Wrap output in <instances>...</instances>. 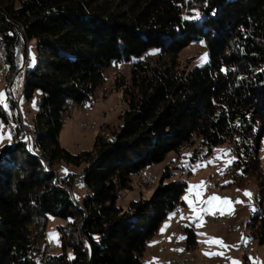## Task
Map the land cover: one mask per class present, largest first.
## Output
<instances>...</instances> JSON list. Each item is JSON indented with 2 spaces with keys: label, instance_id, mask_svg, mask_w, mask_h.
Returning a JSON list of instances; mask_svg holds the SVG:
<instances>
[{
  "label": "trees",
  "instance_id": "trees-1",
  "mask_svg": "<svg viewBox=\"0 0 264 264\" xmlns=\"http://www.w3.org/2000/svg\"><path fill=\"white\" fill-rule=\"evenodd\" d=\"M202 22L182 18L185 0H0L6 66L14 72L21 39H35L38 62L24 78L22 97L40 91L33 118L34 156L27 143L0 146V264H37L29 225L32 215L70 219L61 229L65 254L43 264H140L145 244L164 218L178 209L185 183L160 185L147 201L116 206L130 176L170 152L200 141L192 160L228 144L235 161L224 170L241 186L258 173L264 134V0H201ZM18 31V32H17ZM204 42L208 63L181 66L180 52ZM157 56L143 59L152 50ZM130 66L116 79L125 110L112 140L97 137L91 151L71 156L58 141L67 101L81 105L104 82L105 71ZM0 118L6 116L0 107ZM84 164L88 197L80 206L56 182L55 162ZM45 164V165H44ZM45 166L47 170H45ZM261 197L264 172H259ZM79 178V179H80ZM78 179V180H79ZM61 183V184H60ZM246 227L264 244V207ZM24 207L21 208V207ZM186 248L196 245L185 231Z\"/></svg>",
  "mask_w": 264,
  "mask_h": 264
},
{
  "label": "rangeland",
  "instance_id": "rangeland-1",
  "mask_svg": "<svg viewBox=\"0 0 264 264\" xmlns=\"http://www.w3.org/2000/svg\"><path fill=\"white\" fill-rule=\"evenodd\" d=\"M201 6V0H185L182 7V18L184 19L187 16L189 18L184 20L202 22L205 20V16L202 13ZM197 13H199V18H193ZM18 34L21 39V46L19 52H17V68L14 72H11L6 66L7 70L4 77H0V91L4 92L7 96V107L5 108L3 105H0V107L6 116V121H8V125H6L4 120L0 118V125H2L0 127V136H2L0 138V146L8 144L13 146L16 142H24L20 141L19 137L23 136L25 132L29 138L31 137L28 142L25 141L28 146L27 151L30 154H34L33 144L31 143V139L35 138L32 132V122L39 111V102L42 99V94L40 91H35L30 100L21 96L19 101L15 103L10 100L8 95V91L19 69L21 54H24L25 58H27L30 69H34L38 62L35 39H25L22 34V37L20 36V32ZM157 53L158 51L154 49L143 60L147 61L155 58ZM205 54H207V51L204 42L192 43L180 52L178 61L181 66H188V70L194 67H204L208 63V56L206 60L201 59ZM33 57L35 58L34 64ZM28 69L27 65L23 66L22 71L26 70L24 75ZM129 71L130 66L125 63L116 68H111L105 71L104 82L92 93L88 102L77 105L70 100L67 101L66 110L61 116L62 129L58 136L59 145L64 151L76 157L82 152L91 151L94 140L97 137L109 141L113 139V136L122 125L121 116L125 110L122 93L116 89L115 82L121 76L128 78ZM15 110L17 114L14 113ZM9 134L11 139L8 138ZM193 141V145L182 147L179 153L170 152L161 162L145 166L139 173L130 176V183L127 189H120L118 191L116 206L126 211L131 202L139 200L147 201L151 198L154 190L161 184L160 179L163 173L168 174V177L162 183L163 185L171 183L186 184L184 194L181 197L183 204L177 210L171 212L170 215H167L162 221L161 228L165 224H169L170 230L167 228L162 233L160 228L153 237L147 240L145 250L140 258V264H162L165 259L169 258L166 252L170 250L169 246L172 241L173 245L177 241L175 247L178 246L177 248L186 250V238L179 239L181 236L185 237L184 232L181 233L177 228L181 224L195 233L196 245L191 248L188 255L183 253L189 257L192 264H232V260L241 261L242 264H253V261L249 259L250 257L258 258L260 264H264V244L249 236V231L246 227L250 218L260 209V202L264 207V196L261 197V189L259 188L260 179L258 177L260 171L264 172V134L257 153L259 171L246 178L241 186L231 185L230 183L226 184L225 181L230 180L224 176L225 172L223 174L220 173L221 169H226L225 162L227 160H232V163L235 161V156L228 144L217 146L212 150L211 154L206 157H202L201 154V158L193 161V152L200 142L196 138H193ZM221 149L226 150L228 154L224 155V153L218 151ZM5 154L0 155L2 157ZM218 156L221 158L217 159ZM207 161H214V163L207 164L206 167H195L197 164H203ZM84 167V164L76 165L61 160L55 162L50 169L57 183L62 180L67 182L66 184H62V187L70 191L75 203L79 206L89 194L86 185L78 180L80 176H83L82 171ZM45 170H47L46 166ZM148 176L153 181L147 183ZM202 181L205 182L206 187L203 190L201 199L207 200L208 197L215 194L221 198H229L231 201L240 200L243 203L231 205L234 209V214L232 215L227 214L228 205L222 206L225 211L224 215H221L219 211L215 215L202 213L204 219L203 226L197 227L198 221L190 219L194 214L183 197L188 194L187 190L190 185L200 184ZM238 189L240 191H237ZM244 190H249L252 193L251 200L244 195ZM192 199L195 202V195H193ZM215 203L219 204V201ZM196 206L198 208L207 207V205H201L198 202ZM253 207L256 209L255 212L251 210ZM21 208L24 209L23 206ZM173 213H176V215L169 219ZM181 215L185 219H181ZM213 216H218L221 221H207L206 218ZM31 219L29 231L33 241V257L37 264H43L42 259L47 255L59 256L65 254L68 259L73 258L72 248L63 247L61 239V229L68 228V224L71 222L70 219H62L52 215H46L43 218L32 215ZM199 233H205L206 235H199ZM53 234H56V239L53 238ZM242 236L248 238V243H245L241 239ZM209 237L220 238L225 244L237 247L222 248L216 244L209 245L204 243ZM246 248L248 249L246 250ZM206 252H223V255L208 256L205 255ZM180 256H171L173 258L165 260L166 262L163 263L166 264L170 260L175 261Z\"/></svg>",
  "mask_w": 264,
  "mask_h": 264
},
{
  "label": "snow or ice",
  "instance_id": "snow-or-ice-1",
  "mask_svg": "<svg viewBox=\"0 0 264 264\" xmlns=\"http://www.w3.org/2000/svg\"><path fill=\"white\" fill-rule=\"evenodd\" d=\"M189 17H184V19H188ZM193 18L198 19L199 18V13H197V15ZM207 58V54H205L204 57H202V60H206ZM33 64L35 63V58L33 57ZM0 105H3L5 108L7 107V96L4 92L0 91ZM0 127H2V125H0ZM0 138H2V136H0ZM9 139H11V136L9 134L8 136ZM221 153H224V155H227L228 152L226 150H218ZM221 157H217V159H220ZM234 159V158H233ZM214 163V161H207L206 163L203 164H197L195 167L199 168V167H206L207 164H211ZM232 163V160H227L225 162V168H227V166H229ZM225 169H221L220 173L223 174ZM66 171V170H65ZM225 183H230V181H225ZM206 187L205 182H201L200 184H196V185H190L187 192L188 194L185 195V197H183V199L185 201L188 202L189 206L192 209L193 212V216L190 218L191 220H195L198 221L196 226L197 227H202L203 223H204V219H203V215L202 213H208L211 215H215L217 211L220 212L221 215L225 214V211L223 209V205H228V211L227 214L232 215L234 214V209L231 207V205L235 204V203H243V201L240 200H236V201H231L229 198H221L219 196H216L215 194L208 197L207 200H203L201 199L202 195H203V190ZM237 191H240L239 189ZM193 195H195V202L193 201L192 197ZM244 195L247 196L249 198V200H251L252 198V193L249 190H244ZM219 201V204H216L215 202ZM199 203L201 205H207V207H197L196 203ZM253 212L256 211L255 207H253L251 209ZM176 213H173L169 219H171L173 216H175ZM181 219H185V217L183 215H181ZM169 224H165L163 228H161V232L163 233L167 227H169ZM199 235H206L205 233H199ZM53 238L56 239L57 236L56 234H53ZM179 239H185V237L181 236L179 237ZM241 239L245 242L248 243V238L242 236ZM204 243H207L209 245L212 244H216L219 245L222 248H229V247H237V246H229L227 244L224 243V241L220 238H215V237H209L207 238ZM182 251V250H181ZM205 255L208 256H215V255H223V252H218V253H211V252H206ZM249 259H251L253 261V264H260V261L258 258H252L250 257ZM232 264H242L241 261L238 260H232Z\"/></svg>",
  "mask_w": 264,
  "mask_h": 264
},
{
  "label": "built area",
  "instance_id": "built-area-1",
  "mask_svg": "<svg viewBox=\"0 0 264 264\" xmlns=\"http://www.w3.org/2000/svg\"><path fill=\"white\" fill-rule=\"evenodd\" d=\"M2 35H3V33H1V36H0V72H2V69H3L2 57L4 55V43H5V42H2ZM28 63L29 62H28L27 58H25L24 54H21L20 65H19L17 75H15L11 89L8 91V95L10 97V100L14 103H15V99L18 96V87L17 88L15 87V83L17 82L18 86H19L22 68H23V66H26ZM14 113L17 114L16 110L14 111ZM21 138H23V139H21ZM19 139H20V141L28 142L30 138L24 132V135L20 136ZM150 181H153V179L148 176L147 182L149 183ZM206 219H207V221H221L218 216L208 217ZM166 264H188V260H185V258H183V254H182V260L168 261Z\"/></svg>",
  "mask_w": 264,
  "mask_h": 264
},
{
  "label": "bare ground",
  "instance_id": "bare-ground-1",
  "mask_svg": "<svg viewBox=\"0 0 264 264\" xmlns=\"http://www.w3.org/2000/svg\"><path fill=\"white\" fill-rule=\"evenodd\" d=\"M0 36H1V34H0ZM2 42H5V39H4V36L2 35ZM6 59H7V51H6V44L4 43V55H3V57H2V64H3V69H2V72H0V77L2 78V77H4V75H5V72H6ZM29 64V63H28ZM27 64V67L29 68V65ZM23 69V68H22ZM26 72V70H23L22 72H21V79H20V81H19V86H18V83L16 82L15 83V87L17 88L18 87V96H17V98L15 99V102H18L19 101V99L21 98V96L23 95V90H24V78H25V76H26V74L24 75V73ZM11 86H12V84H11ZM10 89H11V87H10ZM87 128V127H86ZM85 128V129H86ZM88 129V128H87ZM87 132V131H86ZM31 138V137H30ZM31 141H34V138H32L31 139ZM82 179L80 178L79 179V181H81ZM82 182V181H81ZM148 183V182H147ZM50 247H52V246H50ZM248 248H246V250H247ZM246 252V251H245ZM248 254V253H247ZM249 255V254H248ZM183 258H185V260H188V264H192L191 263V260L189 259V257H187V255L186 254H183ZM176 260H182V255L179 257V258H176L175 259V261Z\"/></svg>",
  "mask_w": 264,
  "mask_h": 264
},
{
  "label": "crops",
  "instance_id": "crops-1",
  "mask_svg": "<svg viewBox=\"0 0 264 264\" xmlns=\"http://www.w3.org/2000/svg\"><path fill=\"white\" fill-rule=\"evenodd\" d=\"M30 66V65H29ZM171 213V212H170ZM170 213L168 214V215H170ZM162 224L163 223H161L160 225H159V227H158V229L156 230V232H155V234L158 232V230L161 228V226H162ZM167 228H169V227H167ZM177 228L179 229V231L182 233V232H184V234H185V231L187 230V229H189V228H187V227H185L183 224H181V225H178L177 226ZM174 229V228H173ZM172 229V230H173ZM169 230H170V228H169ZM154 234V235H155ZM153 237V236H152ZM151 238V237H150ZM149 238V239H150ZM168 238H169V236H168ZM177 244V241H176V243H175V245ZM175 245H173V241L171 242V245L169 246V248H170V250H168V252H166V254L169 256V258L168 259H165L166 261L167 260H169V259H171V258H173V257H178V256H180L181 254H183V253H186L187 255H188V252L191 250V249H186V250H182V249H179V248H177V247H175ZM182 250V251H181ZM171 252V253H170ZM171 256H173V257H171ZM175 259V258H174ZM163 261L164 263L166 262V261ZM171 261V260H170ZM162 262V264H164Z\"/></svg>",
  "mask_w": 264,
  "mask_h": 264
},
{
  "label": "water",
  "instance_id": "water-1",
  "mask_svg": "<svg viewBox=\"0 0 264 264\" xmlns=\"http://www.w3.org/2000/svg\"><path fill=\"white\" fill-rule=\"evenodd\" d=\"M20 36L22 37V35L20 34ZM32 155L34 156V154L32 153Z\"/></svg>",
  "mask_w": 264,
  "mask_h": 264
}]
</instances>
